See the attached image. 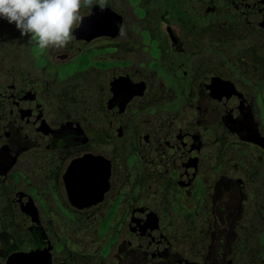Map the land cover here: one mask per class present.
Masks as SVG:
<instances>
[{
    "label": "flooded vegetation",
    "instance_id": "1",
    "mask_svg": "<svg viewBox=\"0 0 264 264\" xmlns=\"http://www.w3.org/2000/svg\"><path fill=\"white\" fill-rule=\"evenodd\" d=\"M233 2L94 3L44 52L0 20V264H264V29Z\"/></svg>",
    "mask_w": 264,
    "mask_h": 264
},
{
    "label": "clouds",
    "instance_id": "2",
    "mask_svg": "<svg viewBox=\"0 0 264 264\" xmlns=\"http://www.w3.org/2000/svg\"><path fill=\"white\" fill-rule=\"evenodd\" d=\"M94 3L103 8L106 0H0V20L14 24L40 52L63 49L82 22L81 9Z\"/></svg>",
    "mask_w": 264,
    "mask_h": 264
},
{
    "label": "water",
    "instance_id": "3",
    "mask_svg": "<svg viewBox=\"0 0 264 264\" xmlns=\"http://www.w3.org/2000/svg\"><path fill=\"white\" fill-rule=\"evenodd\" d=\"M212 1L213 0H179L184 9L191 13L201 8L204 3L208 4V2ZM252 5L264 6V0H234L233 5L229 8L237 15L240 21H246L253 27H263L264 29V8L262 10H256L252 9Z\"/></svg>",
    "mask_w": 264,
    "mask_h": 264
},
{
    "label": "rangeland",
    "instance_id": "4",
    "mask_svg": "<svg viewBox=\"0 0 264 264\" xmlns=\"http://www.w3.org/2000/svg\"><path fill=\"white\" fill-rule=\"evenodd\" d=\"M137 11L140 12L139 9H137ZM129 17H130V19H131L132 16H129Z\"/></svg>",
    "mask_w": 264,
    "mask_h": 264
}]
</instances>
